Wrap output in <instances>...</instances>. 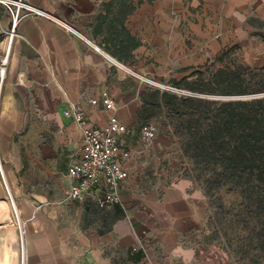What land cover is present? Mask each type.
<instances>
[{
    "label": "crops",
    "instance_id": "obj_1",
    "mask_svg": "<svg viewBox=\"0 0 264 264\" xmlns=\"http://www.w3.org/2000/svg\"><path fill=\"white\" fill-rule=\"evenodd\" d=\"M26 1L53 17L19 21L0 82V221L11 213L3 177L22 215L23 264H247L205 243L202 193L171 171V138L159 132L147 145L141 127L156 107L153 82L191 80L224 50L264 38V0ZM12 22L0 4V61ZM75 104L92 123L115 114L128 126L118 135L130 153L122 201L108 209L67 195L83 145L65 114ZM20 253L4 226L0 264H19Z\"/></svg>",
    "mask_w": 264,
    "mask_h": 264
},
{
    "label": "trees",
    "instance_id": "obj_2",
    "mask_svg": "<svg viewBox=\"0 0 264 264\" xmlns=\"http://www.w3.org/2000/svg\"><path fill=\"white\" fill-rule=\"evenodd\" d=\"M233 49L224 50L220 66L208 65L195 71L193 79L174 84L198 93L257 96L213 99L157 89L147 94V100L172 113L185 134V151L194 161L213 169L215 177L231 179L248 200L264 206V66L223 64ZM259 188L262 198L252 200Z\"/></svg>",
    "mask_w": 264,
    "mask_h": 264
},
{
    "label": "rangeland",
    "instance_id": "obj_3",
    "mask_svg": "<svg viewBox=\"0 0 264 264\" xmlns=\"http://www.w3.org/2000/svg\"><path fill=\"white\" fill-rule=\"evenodd\" d=\"M232 62L243 63L252 68L264 66V38H258L254 44L244 43L234 46L231 56L223 64ZM215 64L221 65L219 61H216ZM153 85L155 89L178 95L205 96L213 99L257 96L198 93L174 84L158 82ZM147 122L156 123L159 132L171 138L167 159V163L172 165L171 171L175 175L190 180L192 187L202 193L206 207L205 225L202 231L205 243L225 250L238 261L247 264H264V206H258L248 200L249 198L245 197L246 194L244 196L231 179L215 177L213 169L204 164L199 165L194 161L185 151V134L178 130L176 119L166 108L153 107L143 124ZM32 173L34 177H38L40 171L37 164ZM2 181L8 196L6 199L10 203L11 213L10 219L0 221V231L4 226L15 228L21 244L18 263L23 264L22 215L17 206L19 216L13 208V201L3 177ZM261 193L263 194L262 188H259L256 193L252 194L251 199L262 198Z\"/></svg>",
    "mask_w": 264,
    "mask_h": 264
},
{
    "label": "built area",
    "instance_id": "obj_4",
    "mask_svg": "<svg viewBox=\"0 0 264 264\" xmlns=\"http://www.w3.org/2000/svg\"><path fill=\"white\" fill-rule=\"evenodd\" d=\"M0 4L7 8L13 19L9 44L0 61V82L3 83L19 21L35 13L53 16L34 8L26 0H0ZM103 98L108 110H116L115 100L108 91L103 93ZM93 102L97 103V99ZM65 114L73 117L81 129L83 138L81 156L68 169L72 179L67 191L68 197L79 201L91 198L102 209H108L121 203L120 186L126 177L123 165L130 153L121 146L118 135L126 132L128 126L115 114H112L107 124L103 126L92 123L79 104L67 109ZM158 134L159 128L156 123L147 122L141 127V136L147 145H151Z\"/></svg>",
    "mask_w": 264,
    "mask_h": 264
},
{
    "label": "bare ground",
    "instance_id": "obj_5",
    "mask_svg": "<svg viewBox=\"0 0 264 264\" xmlns=\"http://www.w3.org/2000/svg\"><path fill=\"white\" fill-rule=\"evenodd\" d=\"M16 211V210H15ZM17 212V211H16Z\"/></svg>",
    "mask_w": 264,
    "mask_h": 264
}]
</instances>
